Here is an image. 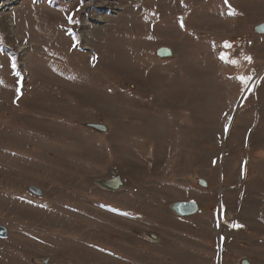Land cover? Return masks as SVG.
<instances>
[{"label":"rangeland","instance_id":"374dc122","mask_svg":"<svg viewBox=\"0 0 264 264\" xmlns=\"http://www.w3.org/2000/svg\"><path fill=\"white\" fill-rule=\"evenodd\" d=\"M263 23L264 0H0V264H264Z\"/></svg>","mask_w":264,"mask_h":264},{"label":"water","instance_id":"95a60500","mask_svg":"<svg viewBox=\"0 0 264 264\" xmlns=\"http://www.w3.org/2000/svg\"><path fill=\"white\" fill-rule=\"evenodd\" d=\"M256 33H264V23L257 26L255 28ZM158 55L162 58L165 57H171L172 56V51L168 48H160L158 50ZM98 128L104 129L102 126H98ZM124 185L121 183L118 187H121ZM32 191L37 192L38 194H41V191L33 188ZM172 210L175 211V213L179 217H189L192 215H195L199 212V204L196 201H188V202H177L172 206ZM8 236V230L4 226L0 225V238H6Z\"/></svg>","mask_w":264,"mask_h":264},{"label":"bare ground","instance_id":"6f19581e","mask_svg":"<svg viewBox=\"0 0 264 264\" xmlns=\"http://www.w3.org/2000/svg\"><path fill=\"white\" fill-rule=\"evenodd\" d=\"M121 183H123V180L121 179V177L119 175H117V173H115L114 177H111L110 179L101 181L100 185L103 186V188H105L106 190L117 191V190H120L121 187H123L122 189H124V185H122L121 187H118ZM199 208H200V206H199ZM249 262L250 261L248 258L247 259L244 258L238 264H250L251 262L250 263Z\"/></svg>","mask_w":264,"mask_h":264},{"label":"snow or ice","instance_id":"6c2138e0","mask_svg":"<svg viewBox=\"0 0 264 264\" xmlns=\"http://www.w3.org/2000/svg\"><path fill=\"white\" fill-rule=\"evenodd\" d=\"M226 2H227V0H226ZM69 20L71 21V18H70V17H69ZM225 47H230V45L225 44ZM220 59H221L222 61L226 62V63H232V64H237V63H238V61H236V60H234V59H229V57L227 56V54H221ZM245 59H247V60H249V61L251 60L250 57H246ZM12 67L15 68V63H14V62H13V64H12ZM240 79H241L242 81L244 80L243 77H240ZM234 226H235V225H234Z\"/></svg>","mask_w":264,"mask_h":264}]
</instances>
